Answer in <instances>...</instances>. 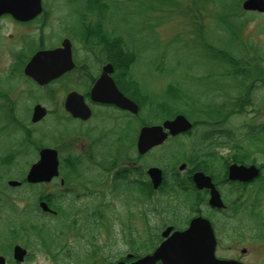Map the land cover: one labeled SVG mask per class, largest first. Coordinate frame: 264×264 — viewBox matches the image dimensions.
Segmentation results:
<instances>
[{"label": "flooded vegetation", "instance_id": "obj_1", "mask_svg": "<svg viewBox=\"0 0 264 264\" xmlns=\"http://www.w3.org/2000/svg\"><path fill=\"white\" fill-rule=\"evenodd\" d=\"M43 6L27 21L10 14L0 20L2 33L6 19L14 25L9 36L16 46L15 63L0 77L1 129L17 125L23 135L54 139L21 141L0 165L17 164L19 154L44 144L38 152H58L59 175L36 183L23 177L19 187L28 182L45 191L41 186L30 198L9 194V202L0 204V264H264V119L251 130L237 123L235 144L228 145L225 107L211 115L193 104L200 101H191L195 116L211 122L191 119V130L141 153L142 129L172 115L156 112L153 101H134L138 110L131 111L92 96L98 84L99 91H110V75L122 92V84L130 89L132 69L110 60V20L87 4L69 8L73 12L64 8L63 17L52 4ZM56 48L65 64L58 75L40 82L26 73L34 53ZM123 56L118 53L117 61ZM250 94L252 102L244 109L238 101L235 115L263 110L264 83ZM18 101H27L25 117ZM38 104L45 114L35 122ZM86 106L89 116L76 114L88 113ZM110 109L121 121L112 133ZM130 133L134 138L126 150L121 143ZM152 166L162 170L158 186L149 174ZM110 201L128 208V220L117 228ZM195 221L196 239L174 243L187 245L185 250L161 249ZM112 227L121 232L120 242L103 237Z\"/></svg>", "mask_w": 264, "mask_h": 264}, {"label": "rangeland", "instance_id": "obj_2", "mask_svg": "<svg viewBox=\"0 0 264 264\" xmlns=\"http://www.w3.org/2000/svg\"><path fill=\"white\" fill-rule=\"evenodd\" d=\"M49 1L53 7H57L55 8L57 9L55 12L58 17H63L65 15V13H63L64 8L66 12H73L74 10H69V7L74 8L80 4L82 0H46V6L49 5ZM182 1L183 5L177 6L176 8L178 9L172 13L164 11L165 8H170V6H164L160 0H150L145 4V9L143 10L144 26L142 29L140 27L138 28L141 30L140 34L143 36L145 50H142V59L137 64L135 70L136 76L150 88L160 90L162 85L164 86L166 84L167 77L170 73H181L189 70L192 73L191 78L195 79L194 86H201V90L205 92L207 80L206 77L203 76L206 74L212 75V80L217 79L218 76L214 75V73L219 70V66L216 61L207 60L205 56L206 49L200 43V33L197 36L196 29L200 30L201 26L212 22V19L208 18L212 15V12L209 11L207 2L202 4L200 8L203 17H201V21L196 24L193 20L191 21L188 18V15L192 12L189 10L186 11L187 6L185 5L187 0ZM13 26L12 23L8 22L5 27V42L3 39V46L0 47V74L7 71L6 67L10 66L13 60L11 48L9 49V44L12 42L9 35L14 31ZM217 34H221L219 28L216 29V36ZM242 34L248 42L255 44L256 47H260L262 50L261 53L264 54V13H253L248 15L244 27L242 28ZM216 41L219 45L229 50H232V46L235 44L228 31L225 34L222 33L221 36H217ZM252 63L255 71L254 76H257L256 79L259 80L262 74H259L257 69L254 68L255 62L253 61ZM169 70L170 72L168 73ZM198 77L203 78L198 79ZM258 77L260 78L258 79ZM262 78L264 79V76ZM0 86H4L1 80ZM204 100L209 99L206 98ZM18 103L19 111L25 117L24 114L28 110L27 101H18ZM190 114L193 117L195 116L193 110L190 111ZM2 119V109L0 108V155H7V152L21 145V138H24L25 135H22V129L17 125H8L6 128L1 129ZM57 119L58 117L56 119L48 118L46 121H43V124L57 121ZM263 119L264 108L257 114L247 113L242 116L234 115V117L232 116L231 120L226 123L225 127H230L234 131L236 130L237 123L241 122L247 125L246 129H251L256 123ZM120 122L121 121L115 117V113L110 109V133H112L113 129L118 126ZM43 124L38 125L39 132H41ZM205 131L204 129V132ZM133 138L131 133L128 134L126 139L121 143V146L126 150H131L130 146L133 142ZM53 139L54 135L49 138H44L43 140L41 138L40 140L42 142H52ZM28 150H30L29 154L23 153L18 155L17 164L7 167H4L5 165H0V204L3 203L4 205V203L9 202V194H26L29 195L30 198L41 192V186L42 191H45V186H35L27 181V183L21 187H9L8 185L9 179L15 178L20 180L23 177L25 178L30 165L38 159V150ZM54 191L57 193L58 188L56 187ZM130 204L133 205V202ZM127 209L128 208L121 202L110 201V218L114 216L116 228L128 220ZM116 228H110V234L106 233L103 237L111 242H120V236L122 234L117 231Z\"/></svg>", "mask_w": 264, "mask_h": 264}, {"label": "trees", "instance_id": "obj_3", "mask_svg": "<svg viewBox=\"0 0 264 264\" xmlns=\"http://www.w3.org/2000/svg\"><path fill=\"white\" fill-rule=\"evenodd\" d=\"M89 7L97 9L98 16L102 19L110 20V60L117 66L127 68L142 58V49L145 50L143 36L140 34L144 26L143 10L145 4L150 0H85ZM164 6L169 5L164 11L172 13L177 6L183 5L182 0H160ZM243 0H187L186 11L192 13L188 15L189 20L199 23L203 14L201 5L208 3L209 11L212 15L211 23L204 24L200 30L196 29L197 36L200 33V43L206 49L207 60L216 61L219 70L214 73L218 78L212 80V75H205L207 83L205 92L201 86H194V78L191 72L169 74L166 84L160 89L155 90L144 84L137 77L131 76L130 89H123L137 101H154L163 113L174 115L178 112H187L186 101L197 102L196 107L207 114L223 113L225 107V120L238 110V101L242 99L243 108L251 99L250 92L257 80L254 76L253 61L259 74L264 76V54L260 47L248 42L243 37L242 28L247 16L255 12H247L242 8ZM219 28L221 34L228 33L235 44L232 50L225 48L216 41V29ZM138 29V30H137ZM133 33H131V32ZM208 31V32H207ZM207 32V34H206ZM123 53V60L118 62V53ZM169 60V59H168ZM173 70V69H171ZM170 70L168 71V73ZM174 72V71H173ZM203 77H198L202 79ZM258 77V83L264 79ZM256 81V82H257ZM244 90V91H243ZM208 98L209 100H204ZM167 101H174L173 105ZM180 101V102H179ZM184 101V103H181ZM225 101V102H224ZM186 107V108H183ZM186 110V111H184ZM227 132L233 135L232 129ZM235 143V141H234ZM151 204V203H149ZM151 208V207H149Z\"/></svg>", "mask_w": 264, "mask_h": 264}, {"label": "water", "instance_id": "obj_4", "mask_svg": "<svg viewBox=\"0 0 264 264\" xmlns=\"http://www.w3.org/2000/svg\"><path fill=\"white\" fill-rule=\"evenodd\" d=\"M242 6L246 10L264 12V0H244ZM42 0H0V16L4 13H11L20 20H28L35 17L42 10ZM60 49L58 50H40L26 66V72L41 82L47 80L48 77L58 75L61 68L65 65L60 60ZM69 66V62H68ZM112 65L110 64V70ZM98 87L93 89V97L102 99H110V103H115L124 108L134 110L137 106L132 99L127 97L122 91L119 90L113 78L110 76V93H98ZM135 106V107H134ZM36 110H42L40 106ZM43 113H38L41 116ZM80 114V113H79ZM34 119H37L35 116ZM192 127L190 120L183 114L177 115L174 119L166 120L163 125L150 126L143 129L139 139V150L145 152L152 146L164 141L168 136V132L164 128L170 130L172 134H177L186 131ZM59 160L57 151L52 148H43L40 151V159L34 163L27 175V180L30 182L51 180L54 176L59 174ZM153 176L155 185H158L161 180V169L154 167L150 169ZM20 182L17 180H10L9 184L17 185ZM197 222H193L189 229L184 232L174 233L162 248L171 250H185L187 245H175L174 243L180 242L183 239H190L198 233ZM198 236V235H197ZM196 239V237L194 238ZM220 262V261H219ZM224 263L225 262H221Z\"/></svg>", "mask_w": 264, "mask_h": 264}]
</instances>
